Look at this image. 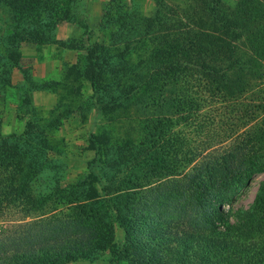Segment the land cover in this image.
Segmentation results:
<instances>
[{
  "label": "trees",
  "instance_id": "16d2710c",
  "mask_svg": "<svg viewBox=\"0 0 264 264\" xmlns=\"http://www.w3.org/2000/svg\"><path fill=\"white\" fill-rule=\"evenodd\" d=\"M153 1L148 19L109 0L99 32L113 52L94 48L78 72L96 111L88 174L63 186L51 166L44 146L58 116L0 138V209L22 207L37 228L0 250V264H264V179L247 209H226L264 174V0ZM65 3L76 0H0L10 18L0 26V93L23 43H53L58 23L76 19ZM207 111L216 140L193 149L182 130L204 125Z\"/></svg>",
  "mask_w": 264,
  "mask_h": 264
},
{
  "label": "rangeland",
  "instance_id": "374dc122",
  "mask_svg": "<svg viewBox=\"0 0 264 264\" xmlns=\"http://www.w3.org/2000/svg\"><path fill=\"white\" fill-rule=\"evenodd\" d=\"M235 3L237 0H225ZM109 0H76V3H65L68 13L75 15L73 21H60L53 35V43L39 47L25 42L20 48V67L12 71L10 86L0 93V138L9 139L20 136L27 131V124L39 119H46L50 114L58 116L60 125L53 131L54 142L44 146L50 160L55 162L54 171L61 178L63 186L77 183L88 174V166L94 160V151L90 148V133L96 122L95 108L90 105L87 81L78 74L85 72L90 64L89 58L94 48H98L101 58H108L113 49L108 44L107 36L99 32ZM141 16L151 18L156 11L153 0H129ZM73 4V5H72ZM5 14L0 15V26L10 20L9 8L3 5ZM3 20V21H2ZM73 47V49H66ZM78 68V70L75 69ZM73 72V73H72ZM1 76V73H0ZM78 77L77 79L75 77ZM1 78V77H0ZM70 84V85H69ZM76 87L75 106L69 105L71 85ZM68 85V86H67ZM61 108L58 112H54ZM71 106V108H70ZM206 116L211 117L207 111ZM40 126V123H38ZM204 125H189L183 128V134L189 139L191 148L202 150L211 142H215L212 117ZM209 128L211 134H208ZM204 128V129H203ZM55 132V133H54ZM42 134V133H41ZM50 135V134H49ZM10 147L8 146V149ZM53 170H49L52 178H57ZM264 174L256 175L249 186L242 189L234 202L226 209L235 213L239 209H247L254 201L260 181ZM47 183H56L46 180ZM31 215V214H29ZM34 214L28 216L22 207L3 206L0 209V250L11 251L32 237L36 227L29 223L36 220ZM34 227V228H33ZM117 244L121 246L125 240L124 231L116 228ZM69 264H111L106 257L96 261H76Z\"/></svg>",
  "mask_w": 264,
  "mask_h": 264
}]
</instances>
